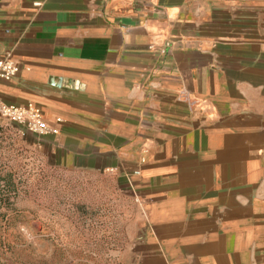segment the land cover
<instances>
[{"label": "crops", "instance_id": "0c3cea01", "mask_svg": "<svg viewBox=\"0 0 264 264\" xmlns=\"http://www.w3.org/2000/svg\"><path fill=\"white\" fill-rule=\"evenodd\" d=\"M4 57L46 154L135 192L121 264H264V0H0Z\"/></svg>", "mask_w": 264, "mask_h": 264}, {"label": "rangeland", "instance_id": "374dc122", "mask_svg": "<svg viewBox=\"0 0 264 264\" xmlns=\"http://www.w3.org/2000/svg\"><path fill=\"white\" fill-rule=\"evenodd\" d=\"M21 132L0 118V188L8 197L0 204V264H121L136 226L135 192L108 169L46 154Z\"/></svg>", "mask_w": 264, "mask_h": 264}, {"label": "built area", "instance_id": "2783aa9c", "mask_svg": "<svg viewBox=\"0 0 264 264\" xmlns=\"http://www.w3.org/2000/svg\"><path fill=\"white\" fill-rule=\"evenodd\" d=\"M168 45V43H165L159 49V53L163 54ZM148 48L154 49L152 45H149ZM17 72L18 66L14 61L7 57L0 59V80L9 81ZM0 118L15 125L20 131L31 135L43 136L57 132L55 127L50 126L43 119L40 109L30 104L20 107L0 101Z\"/></svg>", "mask_w": 264, "mask_h": 264}, {"label": "trees", "instance_id": "16d2710c", "mask_svg": "<svg viewBox=\"0 0 264 264\" xmlns=\"http://www.w3.org/2000/svg\"><path fill=\"white\" fill-rule=\"evenodd\" d=\"M4 182H6L5 186L9 187L10 182L9 181H4ZM5 188H7V187H5ZM5 188H4V190H5ZM7 199H8V197H7L6 192H3V189L0 188V204H1V202L7 201Z\"/></svg>", "mask_w": 264, "mask_h": 264}]
</instances>
